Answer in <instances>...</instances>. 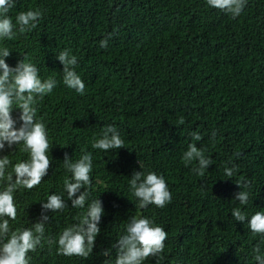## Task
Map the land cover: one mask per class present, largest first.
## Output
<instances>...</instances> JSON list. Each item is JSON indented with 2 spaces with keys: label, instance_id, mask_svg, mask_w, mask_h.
<instances>
[{
  "label": "trees",
  "instance_id": "trees-1",
  "mask_svg": "<svg viewBox=\"0 0 264 264\" xmlns=\"http://www.w3.org/2000/svg\"><path fill=\"white\" fill-rule=\"evenodd\" d=\"M35 9L43 13L37 27L20 33L17 26L16 38L0 39V48L10 50V67L31 62L42 80L57 81L35 105L48 132L50 167L38 186L14 193L17 218L10 227H31L43 212L45 236L56 238L77 222L84 210L72 208L66 192L62 212L44 211L41 203L63 192L70 176L65 153L75 161L82 149L92 154L89 201L101 200L103 215L87 259L59 255L57 245L45 242L28 253L29 264H103L107 249L114 261L112 245L134 215L167 233L160 256L143 264H255L260 236L231 211L241 207L249 217L264 211V0H247L235 19L206 0H15L8 15L15 24L18 12ZM65 49L77 57L83 95L63 84L56 57ZM18 115L13 108V118ZM107 125L119 131L123 148H92ZM193 131L203 137L196 146L213 161L203 177L192 172L196 162H182ZM22 147L6 146L0 156L26 160ZM138 162L165 179L172 199L163 208H140L131 194ZM233 165L238 171L228 178L224 167ZM242 177L251 182L243 206L235 200Z\"/></svg>",
  "mask_w": 264,
  "mask_h": 264
},
{
  "label": "clouds",
  "instance_id": "clouds-1",
  "mask_svg": "<svg viewBox=\"0 0 264 264\" xmlns=\"http://www.w3.org/2000/svg\"><path fill=\"white\" fill-rule=\"evenodd\" d=\"M206 3L235 19L242 13L247 0H206ZM14 4L15 0H0V39H15L17 26L20 33L35 29L43 16L40 9L18 12L14 24L8 15ZM107 44V38L100 41L101 48H106ZM10 54L7 47L0 48V151L5 150L6 146L12 148L13 145H22L21 151L27 153L28 158L13 163L9 155L0 156V264H29L28 253L34 252L38 246L43 247L45 242L49 247L57 245L56 251L59 255L87 259L100 232L99 224L103 215L102 201L97 197L89 201L91 193L88 189L92 183L91 152L82 149L83 154L75 161L65 153L63 168L70 176L63 181V192L48 195L46 202L41 203L44 211L62 212L67 208L62 199L63 193L66 192L72 208L84 210L75 218L76 223L63 228L56 238L45 236V222L49 217L43 212L39 222L31 227L15 230L10 227L9 221H15L17 218L14 193L20 188L30 190L38 186L50 167L48 152L51 146L48 132L45 123L37 118L35 105L38 98L42 100L57 84L53 78L42 80L39 69L31 62L21 60L15 67H10L5 61ZM56 58L63 65V84L83 95L85 84L75 70L77 57L65 49L59 52ZM13 108L19 109L17 119L12 116ZM179 123L182 124L183 120ZM215 137L216 131L213 130L210 139L215 140ZM191 138L193 142L187 145L182 162L185 166L196 162L192 172L203 177L213 161L205 155L204 149L196 146L195 142L201 141L202 135L193 131ZM91 146L93 149L108 151L123 148L124 140L116 127L107 125L102 129L99 138H94ZM234 155L239 157L241 153ZM138 164L141 170L134 171L129 180L131 194L139 201L140 208L148 205L163 208L172 199L165 179L153 171L145 170L139 162ZM9 167L11 171L8 170ZM223 171L226 177L232 178L238 168L236 165L225 166ZM236 184L241 191L236 193L235 200L239 205H247L251 182L242 177ZM81 188H84V191L81 192ZM231 216L240 222L247 218L250 231L260 236L259 242L253 248V260L255 264H264V252L261 251L264 246V211H256L249 217L241 207H234ZM166 239V231L153 220L139 215L131 216L125 225L124 234L112 245L115 249L114 261L111 249H107L102 253L107 257L103 264H143L148 257L160 256Z\"/></svg>",
  "mask_w": 264,
  "mask_h": 264
}]
</instances>
